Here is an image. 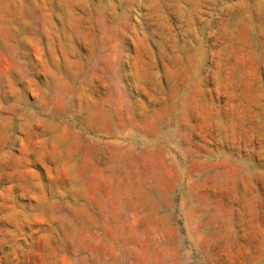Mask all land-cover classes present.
<instances>
[{"label":"rangeland","instance_id":"rangeland-1","mask_svg":"<svg viewBox=\"0 0 264 264\" xmlns=\"http://www.w3.org/2000/svg\"><path fill=\"white\" fill-rule=\"evenodd\" d=\"M0 264H264V0H0Z\"/></svg>","mask_w":264,"mask_h":264}]
</instances>
